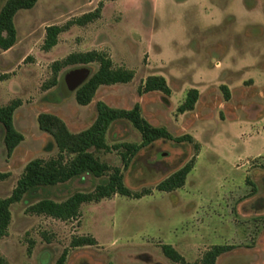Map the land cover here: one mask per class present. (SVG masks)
Returning a JSON list of instances; mask_svg holds the SVG:
<instances>
[{"label":"rangeland","instance_id":"1","mask_svg":"<svg viewBox=\"0 0 264 264\" xmlns=\"http://www.w3.org/2000/svg\"><path fill=\"white\" fill-rule=\"evenodd\" d=\"M5 0H0V8ZM100 16L72 25L58 35L50 50L41 49L45 28L94 11ZM16 42L0 49V106L13 99L15 129L24 136L7 167L4 128L0 123V197H7L23 171V160L49 159L57 154L51 137L37 125V114L58 115L73 131L87 128L103 101L130 109L174 136L189 134L193 142L157 140L142 148L123 168V147L141 141L126 120L110 124V149L94 156L119 167L133 193L115 194L83 203L75 219L59 220L27 211L40 197L62 201L76 191H89L99 178H74L25 195L10 207L7 234L0 254L8 264H178L163 254L171 245L188 263H197L213 245H229L215 264H264V0H38L14 16ZM106 52L115 68L134 72L128 83L101 85L88 105H79L75 90L65 94L61 77L69 70L96 63L63 67L49 89L51 65L72 52ZM162 75L168 96L138 93L149 75ZM222 86L228 92L225 99ZM199 92L194 109L179 113L186 92ZM195 143L198 147H195ZM193 160L183 186L164 192L156 185ZM77 236L93 245L72 247Z\"/></svg>","mask_w":264,"mask_h":264},{"label":"trees","instance_id":"2","mask_svg":"<svg viewBox=\"0 0 264 264\" xmlns=\"http://www.w3.org/2000/svg\"><path fill=\"white\" fill-rule=\"evenodd\" d=\"M38 0H5L0 8V49L8 50L17 39L14 16L21 9H31ZM102 2L91 12L82 14L77 18L68 20L63 25H49L45 28V37L41 49L50 50L57 43L58 35L69 29L72 25H85L100 16ZM97 64V69L91 72L85 82L75 90L74 97L79 105H88L93 100L96 90L101 85L128 83L133 79L131 69L115 68L109 55L101 50H88L72 52L51 65L52 79L44 88L49 89L58 83V73L66 66ZM225 99L228 92L222 86ZM158 91L168 96L170 88L162 75H149L138 88L139 94ZM199 92L190 88L183 102L177 107L179 113L191 111L197 102ZM21 105L20 99H13L0 106V123L4 128V145L7 156L11 155L15 147L23 141L24 136L18 132L13 124V114ZM96 117L85 129L77 132L71 131L66 123L56 114L40 112L36 120L38 128L48 134L55 145L57 154L49 159L34 158L29 160L16 181L14 188L7 197H0V240L7 234L11 220L10 207L19 202L25 195L36 196L40 191L47 190L58 184H63L74 178H99V182L89 191H76L62 201H56L48 196L40 197L27 207V211L34 214L47 215L62 221L75 219L80 215V206L83 203L99 202L103 198H110L115 194L140 198L148 194V190L133 193L124 183V174L119 167H111L99 161L93 154L94 150L110 149L106 142V132L110 124L117 120H126L140 133L141 141L136 143L115 144L114 148L123 147L121 160L123 168H127L131 159L142 148L149 147L157 140H173L174 142H193L189 134L174 137L163 126H155L141 115L139 103L130 109L116 108L103 101L95 104ZM195 147L198 144L195 143ZM193 160L185 163L178 170L167 176L156 185V189L164 192L174 191L183 186L186 176L191 171ZM9 172H0V180L9 176ZM96 241L90 236H77L71 241L72 247L93 245ZM231 249L229 245H213L201 257L200 261L192 264H215L222 253ZM163 254L178 264H191L178 253L171 245L162 246ZM66 251L57 259L56 264H63ZM0 264H8L0 254Z\"/></svg>","mask_w":264,"mask_h":264},{"label":"water","instance_id":"3","mask_svg":"<svg viewBox=\"0 0 264 264\" xmlns=\"http://www.w3.org/2000/svg\"><path fill=\"white\" fill-rule=\"evenodd\" d=\"M90 69L77 67L67 71L60 80V85L65 94H70L90 76Z\"/></svg>","mask_w":264,"mask_h":264},{"label":"crops","instance_id":"4","mask_svg":"<svg viewBox=\"0 0 264 264\" xmlns=\"http://www.w3.org/2000/svg\"><path fill=\"white\" fill-rule=\"evenodd\" d=\"M24 140V139H23ZM18 146V145H17ZM15 150H16V147H15V149L13 150V152L11 153V155H9L8 156V158H7V160L5 161L6 162V164H7V167L9 168V169H11V160H12V157L14 156V153H15ZM28 161H24L23 160V168H24V166L26 165V163H27ZM10 173V172H9Z\"/></svg>","mask_w":264,"mask_h":264}]
</instances>
